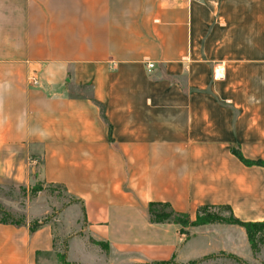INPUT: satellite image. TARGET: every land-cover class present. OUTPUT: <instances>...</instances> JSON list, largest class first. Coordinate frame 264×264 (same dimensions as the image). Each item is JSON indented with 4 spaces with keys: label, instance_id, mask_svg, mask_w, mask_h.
<instances>
[{
    "label": "crops",
    "instance_id": "obj_1",
    "mask_svg": "<svg viewBox=\"0 0 264 264\" xmlns=\"http://www.w3.org/2000/svg\"><path fill=\"white\" fill-rule=\"evenodd\" d=\"M257 160L264 0H0V264H263L242 225L148 213L262 221Z\"/></svg>",
    "mask_w": 264,
    "mask_h": 264
},
{
    "label": "trees",
    "instance_id": "obj_2",
    "mask_svg": "<svg viewBox=\"0 0 264 264\" xmlns=\"http://www.w3.org/2000/svg\"><path fill=\"white\" fill-rule=\"evenodd\" d=\"M252 162V161H251ZM252 163L264 165V161L257 160ZM209 208L207 206L200 209ZM148 213L150 219L154 222H175L182 226L198 225L206 222H210L215 219H220L229 223H235L242 225L248 235V240L254 251L259 250V246L264 244V220L262 221H241L230 215L229 217H221L215 215H202L200 210L196 216V219L191 221L189 216L185 213L176 212L168 203L151 202L148 205ZM264 264V263H263Z\"/></svg>",
    "mask_w": 264,
    "mask_h": 264
},
{
    "label": "rangeland",
    "instance_id": "obj_3",
    "mask_svg": "<svg viewBox=\"0 0 264 264\" xmlns=\"http://www.w3.org/2000/svg\"><path fill=\"white\" fill-rule=\"evenodd\" d=\"M38 186H40L38 183H36V185L34 186V190L33 193L37 196V192H38ZM42 198L41 199H46V202H50L51 206L54 205V207H52L53 209L51 210V212L48 213V215H52V214H57L56 210L59 208H64V204L65 201L64 200V196L63 193L60 189L54 188V187H46V191L41 195ZM68 199V198H65ZM42 204V202H41ZM63 206V207H62ZM4 209V207L0 206V219H10V220H15V219H20L21 218V213H19L18 211H2L1 209ZM74 209V208H73ZM200 213L202 215H215V216H221L222 214H227L226 209L219 207V208H204V209H200ZM264 244H261L259 246V249L262 248L261 254L264 255Z\"/></svg>",
    "mask_w": 264,
    "mask_h": 264
},
{
    "label": "built area",
    "instance_id": "obj_4",
    "mask_svg": "<svg viewBox=\"0 0 264 264\" xmlns=\"http://www.w3.org/2000/svg\"><path fill=\"white\" fill-rule=\"evenodd\" d=\"M152 63H148V68H151L152 67Z\"/></svg>",
    "mask_w": 264,
    "mask_h": 264
}]
</instances>
